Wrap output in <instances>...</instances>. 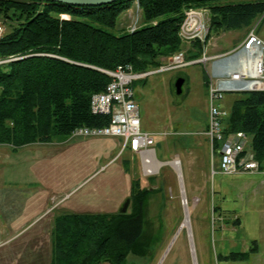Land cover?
I'll return each mask as SVG.
<instances>
[{"label": "rangeland", "instance_id": "obj_1", "mask_svg": "<svg viewBox=\"0 0 264 264\" xmlns=\"http://www.w3.org/2000/svg\"><path fill=\"white\" fill-rule=\"evenodd\" d=\"M192 9L203 11L210 22L207 9L187 10ZM65 17L81 20L76 15ZM137 18L140 26L145 24L139 2L134 0L111 32L121 34ZM2 25L8 32L3 21ZM252 38L264 50V15L250 29L213 34L202 58L193 61L195 64L146 75L144 83L143 79L136 82L142 130L155 137L162 163L154 176L144 175L139 156L121 152L123 139L118 137L70 136L16 150L0 145V264H50L57 215L116 214L128 198L131 202L127 213H131L132 190L137 182L150 192L146 207L149 226L140 246L153 255L146 259L130 256L127 264H194L191 241L197 264H264V175L219 173V158L204 135L209 88L218 79L213 75L214 63L220 60L225 68L226 64L234 66V54ZM189 50L190 45L183 43L182 51L188 54ZM204 56L212 60L206 61ZM172 57L162 58L163 66ZM178 77L185 79L183 96L174 93ZM246 93L227 92L219 104L229 114L233 102ZM248 141L247 149L251 150L252 135H248ZM177 158L180 173L169 164ZM180 174L192 208L188 227L183 226ZM253 241L258 242V252L247 261L218 260L219 254L248 252Z\"/></svg>", "mask_w": 264, "mask_h": 264}, {"label": "trees", "instance_id": "obj_2", "mask_svg": "<svg viewBox=\"0 0 264 264\" xmlns=\"http://www.w3.org/2000/svg\"><path fill=\"white\" fill-rule=\"evenodd\" d=\"M232 1L138 0L145 24L133 33L124 29L115 34L111 30L134 0L95 7L0 0V20L9 28L0 38V145L16 150L68 139L80 128L107 126L110 116L94 114L91 105L93 96L111 82L104 72L122 65H131L135 73L158 70L162 58L183 50L179 31L189 8L210 12L206 41L193 42L186 54L188 61L201 59L213 34L250 29L264 15V0ZM208 83L206 79V87ZM224 129L227 135H252V152L264 166V91L235 100ZM219 148L214 146L217 156ZM149 196L137 182L131 213L57 215L50 264H127L130 256L150 258L153 254L140 246L149 226ZM257 252L258 242L253 241L248 252L219 254L218 260L243 262Z\"/></svg>", "mask_w": 264, "mask_h": 264}, {"label": "built area", "instance_id": "obj_3", "mask_svg": "<svg viewBox=\"0 0 264 264\" xmlns=\"http://www.w3.org/2000/svg\"><path fill=\"white\" fill-rule=\"evenodd\" d=\"M184 15L179 31L182 42L189 45L195 41L204 43L210 30V22L205 19V13L198 9H192L185 10ZM140 22L141 20L137 18L131 26L126 27V32L133 33L138 30L141 27ZM4 33L5 30L2 21H0V38ZM252 43L255 45L250 46ZM256 47L261 50L263 55L264 50L256 38L250 39V42L247 41L239 49V52L234 54L237 56L241 53L242 57L239 61L245 62L246 65L250 62L256 76L246 75V67L240 69L241 64L239 69H234L225 75L221 69L224 68V65L220 64V60L214 63L213 75L218 79L215 83L212 81L210 84L208 125L204 135L211 143L212 148L216 144L220 145L218 171L223 175L254 174L256 172L264 175V166L255 159L252 149H247L248 135L243 132L228 135L225 133V123L229 114L219 104L227 92L264 91V59L263 57L258 58V51L254 50ZM204 60H212V58L204 56ZM192 64L195 63L186 60V52L181 51L174 54L167 65L146 74L135 73L131 65L118 66L115 71H105L104 73L111 78V82L104 92L93 96L91 105L94 114L110 116L109 124L101 128L77 129L70 138H122L121 152H130L139 156L144 168V175L146 177L154 176L159 172V169L152 168V164L161 161L157 156L155 137L142 130L134 83L142 80L146 75L177 70ZM256 84L258 86L254 87Z\"/></svg>", "mask_w": 264, "mask_h": 264}, {"label": "bare ground", "instance_id": "obj_4", "mask_svg": "<svg viewBox=\"0 0 264 264\" xmlns=\"http://www.w3.org/2000/svg\"><path fill=\"white\" fill-rule=\"evenodd\" d=\"M252 45H255V44L252 43L250 46H252ZM254 50L258 51V58L262 57V52H261V50H259L258 47L254 48ZM240 54L237 55L236 58H235L237 60V62L232 63V65H234V66H231V64H229V65L226 64L227 65L226 68L225 67L224 68H221L222 71H223V73H225V75H228L234 69H239L240 64H241L240 69L246 67V69H245V74L246 75L256 76L257 74L255 73V71H253V65L250 62L248 63V65H246L245 62L239 61L240 60ZM249 86H251V85H249ZM257 86H258L257 84L254 85V87H257ZM155 163L156 162H154L152 164V168L154 167V169H159V167L162 166V163L161 162L158 163V165H155ZM169 164L174 168V170L178 171L179 173L181 172V163H180V160L178 158L175 159L174 161H172ZM180 177H182L181 174H180ZM181 187H182V191H184V185H183L182 179H181ZM183 195H185V192H184ZM183 207H184V211H185V221L183 223V226L184 227H188L189 226V222H190V216H191L192 208L189 206V202H188V200H187V198L185 196H183ZM192 252H193V256L195 258V264H197L194 246H192Z\"/></svg>", "mask_w": 264, "mask_h": 264}, {"label": "water", "instance_id": "obj_5", "mask_svg": "<svg viewBox=\"0 0 264 264\" xmlns=\"http://www.w3.org/2000/svg\"><path fill=\"white\" fill-rule=\"evenodd\" d=\"M34 1H45V2H56V3H62V4H67L71 6H76V7H95V6H106L113 4L118 1L122 0H34ZM226 61V59H224ZM184 85H185V79L183 77H178L175 81L174 84V89H175V95L176 96H182L184 93ZM180 178V175H179ZM184 194V191H182ZM186 197V195H183ZM131 199L128 198L122 209L119 210L121 214H126L128 212V207L130 205ZM193 242L191 241V247ZM193 261L195 264V258L193 256Z\"/></svg>", "mask_w": 264, "mask_h": 264}, {"label": "crops", "instance_id": "obj_6", "mask_svg": "<svg viewBox=\"0 0 264 264\" xmlns=\"http://www.w3.org/2000/svg\"><path fill=\"white\" fill-rule=\"evenodd\" d=\"M158 163H160V162H158ZM158 163L156 162L155 165H158ZM159 168H160V167H159ZM175 171H176V170H175Z\"/></svg>", "mask_w": 264, "mask_h": 264}]
</instances>
